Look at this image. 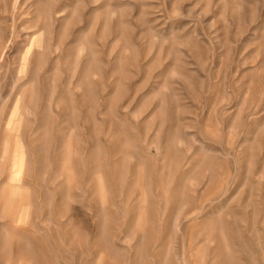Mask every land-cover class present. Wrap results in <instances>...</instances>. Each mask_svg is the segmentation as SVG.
I'll list each match as a JSON object with an SVG mask.
<instances>
[{"label":"rangeland","instance_id":"1","mask_svg":"<svg viewBox=\"0 0 264 264\" xmlns=\"http://www.w3.org/2000/svg\"><path fill=\"white\" fill-rule=\"evenodd\" d=\"M0 264H264V0H0Z\"/></svg>","mask_w":264,"mask_h":264},{"label":"bare ground","instance_id":"2","mask_svg":"<svg viewBox=\"0 0 264 264\" xmlns=\"http://www.w3.org/2000/svg\"><path fill=\"white\" fill-rule=\"evenodd\" d=\"M13 183V182H12Z\"/></svg>","mask_w":264,"mask_h":264}]
</instances>
